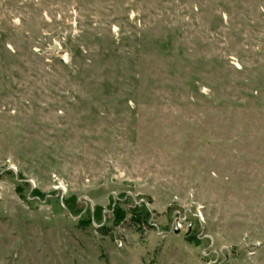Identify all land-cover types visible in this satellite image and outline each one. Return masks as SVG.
Segmentation results:
<instances>
[{
  "label": "rangeland",
  "instance_id": "374dc122",
  "mask_svg": "<svg viewBox=\"0 0 264 264\" xmlns=\"http://www.w3.org/2000/svg\"><path fill=\"white\" fill-rule=\"evenodd\" d=\"M0 264H264V0H0Z\"/></svg>",
  "mask_w": 264,
  "mask_h": 264
},
{
  "label": "trees",
  "instance_id": "16d2710c",
  "mask_svg": "<svg viewBox=\"0 0 264 264\" xmlns=\"http://www.w3.org/2000/svg\"><path fill=\"white\" fill-rule=\"evenodd\" d=\"M17 191L20 192V191H21V188L18 187V188H17ZM115 213H116V219H117V221L124 220V218H125V213H124L123 211H121V210H116ZM132 214H133L132 219L134 220L135 224H137V225H142V224L145 223V224L148 225V220H147L146 216H144V215L141 214V213H136V212H132ZM99 230H100L101 232H103V231H105L106 229L103 230V228H99Z\"/></svg>",
  "mask_w": 264,
  "mask_h": 264
},
{
  "label": "water",
  "instance_id": "95a60500",
  "mask_svg": "<svg viewBox=\"0 0 264 264\" xmlns=\"http://www.w3.org/2000/svg\"><path fill=\"white\" fill-rule=\"evenodd\" d=\"M11 169H14V168H11ZM61 201H63V196L61 197ZM179 228L176 229V232H179Z\"/></svg>",
  "mask_w": 264,
  "mask_h": 264
}]
</instances>
